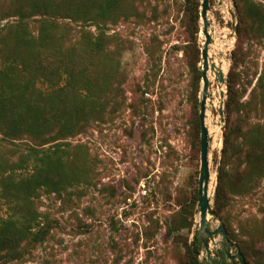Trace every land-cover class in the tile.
<instances>
[{
    "label": "trees",
    "instance_id": "1",
    "mask_svg": "<svg viewBox=\"0 0 264 264\" xmlns=\"http://www.w3.org/2000/svg\"><path fill=\"white\" fill-rule=\"evenodd\" d=\"M147 0H11L0 9V264L26 263L51 234L37 203L89 184L90 149L73 141L106 122L125 81L123 48L113 47L111 26L140 17ZM192 65L196 133L202 74L201 0H185ZM237 43L232 52L215 212L247 264H264V216L237 231L224 215L234 196L264 186V0H233ZM111 107H113L111 109ZM194 208L198 197L194 198ZM193 208V206H192ZM187 221V220H184ZM192 222L181 224L191 227ZM187 262L201 264L198 233L186 244Z\"/></svg>",
    "mask_w": 264,
    "mask_h": 264
},
{
    "label": "rangeland",
    "instance_id": "2",
    "mask_svg": "<svg viewBox=\"0 0 264 264\" xmlns=\"http://www.w3.org/2000/svg\"><path fill=\"white\" fill-rule=\"evenodd\" d=\"M10 1L0 0V9ZM185 2L147 0L139 7L140 17L111 26L113 47L123 48L125 81L106 122L73 141L88 146L95 173L78 189L42 195L37 207L42 221H51V234L28 262L18 264L187 262L186 244L192 246L199 229V208L193 204L201 153L192 94L196 52L190 44ZM236 15L233 0H211L210 56L226 76L237 43ZM201 29L200 19V51L205 41ZM198 68L201 71L200 63ZM216 74L207 103L213 175L221 165L223 147L222 100L217 94L224 87ZM10 148L0 141V150ZM7 212L0 202V217ZM224 215L237 231L249 219L262 218L264 186L250 195L234 196ZM186 222L193 225L181 228ZM211 251L217 257L219 246L211 244ZM204 260L201 253L198 261Z\"/></svg>",
    "mask_w": 264,
    "mask_h": 264
},
{
    "label": "water",
    "instance_id": "3",
    "mask_svg": "<svg viewBox=\"0 0 264 264\" xmlns=\"http://www.w3.org/2000/svg\"><path fill=\"white\" fill-rule=\"evenodd\" d=\"M210 6L211 0H201V33L205 37V41L201 48L200 68L202 74V86L199 93V119L201 124V167L198 185L199 229L197 233L199 243L202 248V253L205 257V260L201 261V264H247L240 250L231 245V242L227 235L226 227L219 220L214 208V200L218 185V175L220 166L216 168L215 175H213V169L211 167L210 161L211 137L209 134V127L207 126V101L210 96L211 83L207 78V73L211 66V68L213 70H216L217 72L216 76L218 78V82H220L224 87V92H222L221 94L222 102L220 103L219 110L221 123L223 125L222 145L226 131L225 105L228 93V76L225 75V72L222 68L217 67L215 64H213L212 58L210 56V46L213 43V37L210 31L211 24L208 20ZM213 176L215 177L214 182ZM211 186L213 187L212 191ZM218 238L220 240L217 242ZM211 244L214 247L219 246V253L217 257H214L212 254ZM196 257L199 259L200 255H196Z\"/></svg>",
    "mask_w": 264,
    "mask_h": 264
},
{
    "label": "bare ground",
    "instance_id": "4",
    "mask_svg": "<svg viewBox=\"0 0 264 264\" xmlns=\"http://www.w3.org/2000/svg\"><path fill=\"white\" fill-rule=\"evenodd\" d=\"M214 71L216 72V70H213L212 68H211V66H210V69H209V71H208V73H207V78H208V80H209V82H210V80H213L214 78H215V76H214ZM222 92H223V89H222V87H220L219 88V90H218V94H217V96L218 97H220V94H222ZM209 100V99H208ZM219 100V99H218ZM207 103H208V101H207ZM214 182V181H213ZM213 190V187L211 186V191Z\"/></svg>",
    "mask_w": 264,
    "mask_h": 264
}]
</instances>
